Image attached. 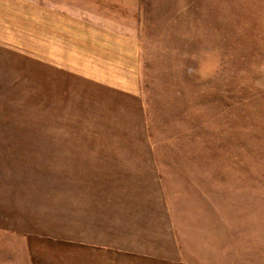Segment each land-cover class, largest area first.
I'll list each match as a JSON object with an SVG mask.
<instances>
[{
	"label": "rangeland",
	"instance_id": "374dc122",
	"mask_svg": "<svg viewBox=\"0 0 264 264\" xmlns=\"http://www.w3.org/2000/svg\"><path fill=\"white\" fill-rule=\"evenodd\" d=\"M136 67L0 52V264H264V0H143Z\"/></svg>",
	"mask_w": 264,
	"mask_h": 264
},
{
	"label": "crops",
	"instance_id": "0c3cea01",
	"mask_svg": "<svg viewBox=\"0 0 264 264\" xmlns=\"http://www.w3.org/2000/svg\"><path fill=\"white\" fill-rule=\"evenodd\" d=\"M142 6L143 0H0V52L37 65L41 75L132 94ZM126 245L116 250L122 254L94 256L122 262Z\"/></svg>",
	"mask_w": 264,
	"mask_h": 264
}]
</instances>
